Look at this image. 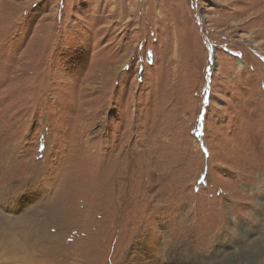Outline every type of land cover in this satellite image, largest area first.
Returning a JSON list of instances; mask_svg holds the SVG:
<instances>
[{"label":"rangeland","instance_id":"1","mask_svg":"<svg viewBox=\"0 0 264 264\" xmlns=\"http://www.w3.org/2000/svg\"><path fill=\"white\" fill-rule=\"evenodd\" d=\"M6 254L264 264V0H0Z\"/></svg>","mask_w":264,"mask_h":264},{"label":"bare ground","instance_id":"2","mask_svg":"<svg viewBox=\"0 0 264 264\" xmlns=\"http://www.w3.org/2000/svg\"><path fill=\"white\" fill-rule=\"evenodd\" d=\"M253 23V22H252ZM239 66H243L242 64H240ZM3 234V233H2ZM4 237V242L6 245V250L12 249V240L8 237V236H3ZM6 253H10L8 251H6ZM5 255V254H4ZM1 257V256H0ZM10 259V260H9ZM9 260V261H8ZM13 261H11L10 255L6 254L4 261H2V264H12Z\"/></svg>","mask_w":264,"mask_h":264}]
</instances>
